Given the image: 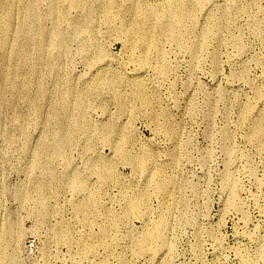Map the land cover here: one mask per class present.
<instances>
[{
    "label": "rangeland",
    "instance_id": "rangeland-1",
    "mask_svg": "<svg viewBox=\"0 0 264 264\" xmlns=\"http://www.w3.org/2000/svg\"><path fill=\"white\" fill-rule=\"evenodd\" d=\"M9 1L0 264H264V0Z\"/></svg>",
    "mask_w": 264,
    "mask_h": 264
},
{
    "label": "bare ground",
    "instance_id": "bare-ground-1",
    "mask_svg": "<svg viewBox=\"0 0 264 264\" xmlns=\"http://www.w3.org/2000/svg\"><path fill=\"white\" fill-rule=\"evenodd\" d=\"M73 5L75 6H81L80 5V1L79 0H73ZM0 7H1V11L2 13L0 14V32H5L6 28L9 29V25H8V21L10 18V14H11V5H10V1L8 0L6 2V0H4L2 2V0H0ZM153 15L155 18L157 19H161L164 15H165V11L162 8H153ZM172 18V23L175 24H179L182 21V16L178 15V14H173L171 16ZM135 31L134 30H127L126 31V35L128 36V38H132L134 36ZM141 36H142V40L143 42H145L146 44H150L152 42V33L151 30L144 24H142L141 27ZM0 46H3V41H0ZM7 56V54L5 53V57ZM61 107L67 111V107L68 104H66L64 101L61 102ZM66 127L62 126L61 127V131L60 134L58 135V133L54 134L55 139L58 136V139L60 142H62V144H64L66 142V137H67V132H66ZM255 134H258V131H255ZM108 137L107 134H105L104 137ZM105 140H107V138H104ZM109 170L111 171V167L109 166ZM162 189V187H161ZM162 190H165L164 188Z\"/></svg>",
    "mask_w": 264,
    "mask_h": 264
}]
</instances>
